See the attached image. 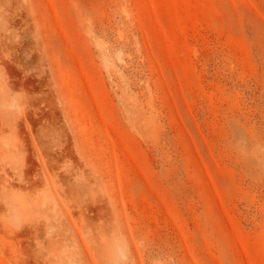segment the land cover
I'll return each mask as SVG.
<instances>
[{"label": "rangeland", "instance_id": "rangeland-1", "mask_svg": "<svg viewBox=\"0 0 264 264\" xmlns=\"http://www.w3.org/2000/svg\"><path fill=\"white\" fill-rule=\"evenodd\" d=\"M0 264H264V0H0Z\"/></svg>", "mask_w": 264, "mask_h": 264}]
</instances>
